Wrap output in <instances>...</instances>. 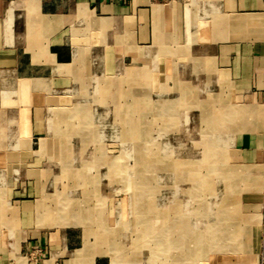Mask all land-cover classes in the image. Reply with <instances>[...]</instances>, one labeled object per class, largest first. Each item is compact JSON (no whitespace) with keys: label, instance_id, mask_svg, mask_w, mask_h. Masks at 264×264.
Returning a JSON list of instances; mask_svg holds the SVG:
<instances>
[{"label":"crops","instance_id":"obj_1","mask_svg":"<svg viewBox=\"0 0 264 264\" xmlns=\"http://www.w3.org/2000/svg\"><path fill=\"white\" fill-rule=\"evenodd\" d=\"M120 104L157 113L167 144L205 130L231 154L256 252L207 264H264V0H0V264H113L92 219L104 198L120 216L102 187Z\"/></svg>","mask_w":264,"mask_h":264},{"label":"rangeland","instance_id":"obj_2","mask_svg":"<svg viewBox=\"0 0 264 264\" xmlns=\"http://www.w3.org/2000/svg\"><path fill=\"white\" fill-rule=\"evenodd\" d=\"M120 98L125 103L126 95ZM135 109L128 116L126 104H120L118 136L113 137L118 155L102 174L104 192L119 199L120 216H109L104 198L97 208L102 215L92 219L102 225L104 247L114 257L113 264H207L254 253L249 246L239 249L240 235H245L238 233L237 210L240 197H254L253 180L244 177L231 154L217 139L205 136V130L193 138L169 139L167 144L168 139L156 136L157 113L144 123L142 107ZM172 197H191L193 217L185 214L183 203L176 202L180 204L176 211ZM190 220L198 230L191 234L184 232ZM176 225L183 231L172 232ZM194 237L200 249L193 247ZM259 258L264 261V249Z\"/></svg>","mask_w":264,"mask_h":264},{"label":"built area","instance_id":"obj_3","mask_svg":"<svg viewBox=\"0 0 264 264\" xmlns=\"http://www.w3.org/2000/svg\"><path fill=\"white\" fill-rule=\"evenodd\" d=\"M32 255L36 258V260H39L41 257L44 256V253L41 248H36L33 252Z\"/></svg>","mask_w":264,"mask_h":264},{"label":"bare ground","instance_id":"obj_4","mask_svg":"<svg viewBox=\"0 0 264 264\" xmlns=\"http://www.w3.org/2000/svg\"><path fill=\"white\" fill-rule=\"evenodd\" d=\"M159 25H160V24H159ZM41 91H42V90H41ZM187 92H188V91H187ZM189 93H190V92H189ZM189 93H188V95H189ZM193 93H194V92H193ZM195 93H196V92H195ZM185 94H186V93H185ZM177 95H179V94H177ZM188 95H187V96H188ZM190 95H192V94H190ZM190 95H189V96H190ZM194 95H195V94H194ZM194 95H193V96H194ZM179 97H180V96H179ZM180 99H181V98H180ZM194 99H195V98H194ZM174 102H175V101H174ZM179 102H180V101H179ZM190 103H193V102H190ZM197 103H198V102H197ZM196 106H197V105H196ZM60 111H61V110H60ZM236 112H237V111H236ZM99 117H100V116H99ZM182 119H183V118H182ZM79 135H80V134H79ZM135 144H136V143H135ZM61 160H62V159H61ZM162 160H163V158H162ZM165 164H166V163H165ZM150 166H151V165H150ZM26 168H27V167H26ZM18 169H19V168H18ZM161 178H162V177H161ZM176 189H177V188H176ZM145 194H146V193H145ZM189 194H190V193H189ZM177 199H178V198H177ZM189 199H191V197H189ZM180 201H181V200H180ZM182 208H183V207H182ZM186 209L190 211V210H191V207L188 206ZM176 210H177V209H176ZM180 210H181V209H180ZM183 221H184V220H183ZM188 225H189V224L186 223V224H184V227L187 228V227H189ZM198 226H199V225H198Z\"/></svg>","mask_w":264,"mask_h":264}]
</instances>
